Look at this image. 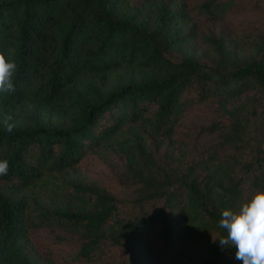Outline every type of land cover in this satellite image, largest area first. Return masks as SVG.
I'll return each instance as SVG.
<instances>
[{"label": "trees", "instance_id": "16d2710c", "mask_svg": "<svg viewBox=\"0 0 264 264\" xmlns=\"http://www.w3.org/2000/svg\"><path fill=\"white\" fill-rule=\"evenodd\" d=\"M0 52V264H242L218 221L264 190V0H0Z\"/></svg>", "mask_w": 264, "mask_h": 264}, {"label": "clouds", "instance_id": "9594fccd", "mask_svg": "<svg viewBox=\"0 0 264 264\" xmlns=\"http://www.w3.org/2000/svg\"><path fill=\"white\" fill-rule=\"evenodd\" d=\"M17 68L14 59L0 52V95L7 96L15 92ZM5 124L6 131L11 133L14 125L7 121ZM8 170V160H0V176L7 175ZM218 225L227 233L218 239L221 248L235 245V258L242 264H264V190L256 191L250 200L242 203L238 211L223 210Z\"/></svg>", "mask_w": 264, "mask_h": 264}, {"label": "rangeland", "instance_id": "374dc122", "mask_svg": "<svg viewBox=\"0 0 264 264\" xmlns=\"http://www.w3.org/2000/svg\"><path fill=\"white\" fill-rule=\"evenodd\" d=\"M239 47H240L241 49H244V47L241 46V45H239ZM196 48H198V44H196ZM247 48H248V47H246V49H245V53H246V54H249V50H247ZM243 51H244V50H242L241 52H243ZM241 52H239V54H240Z\"/></svg>", "mask_w": 264, "mask_h": 264}]
</instances>
